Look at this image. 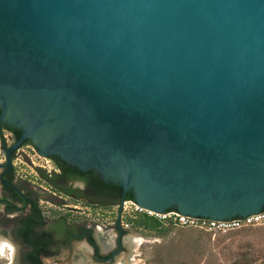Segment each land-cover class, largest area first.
I'll return each instance as SVG.
<instances>
[{
	"label": "water",
	"instance_id": "1",
	"mask_svg": "<svg viewBox=\"0 0 264 264\" xmlns=\"http://www.w3.org/2000/svg\"><path fill=\"white\" fill-rule=\"evenodd\" d=\"M0 123L4 165L29 139L146 210L262 212L264 0H0Z\"/></svg>",
	"mask_w": 264,
	"mask_h": 264
},
{
	"label": "rangeland",
	"instance_id": "2",
	"mask_svg": "<svg viewBox=\"0 0 264 264\" xmlns=\"http://www.w3.org/2000/svg\"><path fill=\"white\" fill-rule=\"evenodd\" d=\"M22 150V155L15 160L16 169L22 177L47 189L43 190L45 193L40 192L44 195L39 200L46 220L63 218L75 231L79 223L86 224L93 229L99 244L106 242L111 246L106 248V253L113 247L118 235L115 219L119 214L121 227H128V231L122 239L123 249L116 255L113 264H264V224L213 232L198 226L165 222L162 234L157 231L139 232L127 222V218L136 211V203L132 200L103 206L79 200L68 201L69 207L77 206L73 209L62 205L59 198L53 195L50 198V191L54 189L42 180L35 168L49 173L55 168L54 164L50 158L38 154L30 144ZM4 157L0 145V162L4 161ZM39 186L37 190H42ZM2 228L10 229L4 216H0V241L11 244L12 249L4 245V250L0 252V264H25L21 260L24 247L12 238L11 232L4 233ZM46 229L53 230L57 237L62 235V230L55 224H48ZM81 241L84 242L83 239L73 240L76 243ZM59 257L57 254L55 258L46 257L44 260L46 264H65Z\"/></svg>",
	"mask_w": 264,
	"mask_h": 264
},
{
	"label": "flooded vegetation",
	"instance_id": "3",
	"mask_svg": "<svg viewBox=\"0 0 264 264\" xmlns=\"http://www.w3.org/2000/svg\"><path fill=\"white\" fill-rule=\"evenodd\" d=\"M0 126L2 128V131L0 132V145L4 148V150H6L18 139L19 135L17 131H19L20 133V130L14 127H8L4 123H0ZM4 130L7 132V135L3 133ZM6 139H8V143L6 142ZM29 144H32L33 147L37 149V147H35L34 144L29 139H27L18 148L10 152L11 166L4 165L6 161L5 157H4L5 158L4 161L0 162L1 164L0 165V205H1L0 216H4L5 220L10 225V229L2 228V230L3 232L4 231L11 232L12 238L15 239L18 243H20L24 247V251L21 256L22 262H24L25 264H32L25 257L26 254L29 253L32 249L31 244L28 240L21 239V237L18 234V230L23 227L22 224L20 223L22 219H27L31 222H34L35 223V226L33 227L34 231L45 232L43 239L46 242V246L45 249L40 251L38 255L42 264H46L44 260L46 257L55 258L57 254L60 256L59 259L63 260L66 263L75 262L76 261L75 256H72L70 260L69 253L66 251L69 249V247H71L72 244L76 243L73 242V240L76 239L77 240L83 239L84 242L81 241L82 243L84 244L87 243L88 245H90V247L93 248L91 254L92 257L96 260H100L98 256L107 258L111 254L117 255L123 249L122 239L124 234L126 233L123 232V229L121 228L118 219L117 221H115L118 230V235L116 237L113 247L106 253L104 251L103 252L100 251L101 246L92 233L93 229L87 226L86 224L79 223L75 231L69 227V225L63 218H53L52 220L49 221L46 220V215L44 213L43 206L39 203V200L41 199V196L44 195L41 194L40 192L45 193L46 191L43 190H47V189L43 186H39V184H36L33 181H30L29 179H26L25 177H22L21 175H19L16 169L15 160L18 158V156H21L22 153L24 152L22 150V147L28 146ZM53 156L56 155H49V158L51 159L52 163L55 166L52 172L44 173L43 169L39 168L40 173L43 177L42 180L47 184H49L54 189V191H50L51 193L50 198H53L52 197L53 195L54 198H59V202H61L62 205L73 209L76 208L77 206L71 205V207H69L70 205L67 203L68 201L79 200L90 205L92 199H94V201H96L95 202L96 204L100 203V206L105 205V203L107 202V198L106 197L103 198L101 195H96L91 193V189L86 181V176H80L79 174H77L78 173L77 171L79 169L76 166L70 165L65 160L59 157L60 158L59 162H61L62 164V168H61L57 164V161ZM63 168L67 170L65 174H62L61 172ZM83 172H86L89 175L92 174L98 175V173L94 169ZM13 186L18 191L14 189ZM38 186L41 187L42 190L41 189L37 190ZM92 195L94 196L93 198ZM119 196L120 195H116L114 199H117V197ZM123 196L124 194L122 192L120 198ZM122 199L123 201H125L124 198ZM122 199L120 201V204L122 203ZM68 210H72V209H68ZM48 224H55L56 227L62 230V235L60 237H57L54 234L53 230L46 229V226ZM89 238L90 239L92 238L93 243L89 240ZM102 244L106 248L111 247L108 246L106 242H103ZM86 258L87 259L89 258V254ZM87 259L85 260L87 261ZM80 261L83 262V260Z\"/></svg>",
	"mask_w": 264,
	"mask_h": 264
},
{
	"label": "trees",
	"instance_id": "4",
	"mask_svg": "<svg viewBox=\"0 0 264 264\" xmlns=\"http://www.w3.org/2000/svg\"><path fill=\"white\" fill-rule=\"evenodd\" d=\"M12 129V128H9ZM2 131V128L0 126V132ZM19 135V131H17ZM55 160L57 161V164L62 168V164L60 161V158L58 156H53ZM66 169L63 168L61 171L62 174L66 173ZM80 176H86V181L88 186L91 189L92 194L101 195L103 198H107V205H114V204H120V201L122 198L124 200H133V195L131 192H126L123 197L120 198L122 195V189L119 185L115 183L108 184L101 180L98 175H89L86 172L83 171H77ZM116 195H120L117 197V199H114ZM94 196L92 195V198ZM96 201L92 199L91 205H99L100 203L96 204ZM170 210H176V209H170ZM169 210V211H170ZM121 220V217L117 216L115 221ZM127 222L131 224V226L137 230V231H157L158 234L163 233V224L165 222L173 223L171 219H163L160 218L154 214H149L145 210H136L134 211L133 215L127 218ZM22 228L18 230V234L23 240H28L31 244V251L26 254V259L31 262L32 264H42L41 260L39 259V253L40 251L45 249L46 242L44 241V231H34L35 223L31 222L27 219H22L21 222ZM174 224V223H173ZM123 229V232L128 231V227H121ZM89 240L93 243L92 238ZM46 252V251H45Z\"/></svg>",
	"mask_w": 264,
	"mask_h": 264
},
{
	"label": "built area",
	"instance_id": "5",
	"mask_svg": "<svg viewBox=\"0 0 264 264\" xmlns=\"http://www.w3.org/2000/svg\"><path fill=\"white\" fill-rule=\"evenodd\" d=\"M135 206H136V210H145L149 214H154L160 218L171 219L173 223H178L180 225H187V226H198L213 232H217V231L225 232L228 230L239 229L246 226L264 224V211L249 214L244 219L216 220V219L183 215L172 210L164 213H157L150 210H146L138 206L137 204H135Z\"/></svg>",
	"mask_w": 264,
	"mask_h": 264
},
{
	"label": "bare ground",
	"instance_id": "6",
	"mask_svg": "<svg viewBox=\"0 0 264 264\" xmlns=\"http://www.w3.org/2000/svg\"><path fill=\"white\" fill-rule=\"evenodd\" d=\"M138 239H140V238H138ZM6 244H7V242L4 243V241L3 242L0 241V252H2L4 250V248H5L4 245H6ZM7 245L9 246V248L12 249L11 244H7ZM66 252L69 253L70 260H71L72 256H75V259H76L75 262H73V263L70 262V263H66V264H75L76 262H81L79 264H91V263L87 262L89 258L88 259L86 258L89 254V248L86 246V244H84L82 242H78V243L71 245V247H69V249ZM85 259H87V261ZM80 260H83V262Z\"/></svg>",
	"mask_w": 264,
	"mask_h": 264
}]
</instances>
